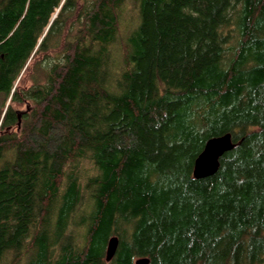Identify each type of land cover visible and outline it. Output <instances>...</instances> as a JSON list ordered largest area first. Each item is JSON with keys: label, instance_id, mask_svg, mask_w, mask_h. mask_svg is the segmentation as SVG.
<instances>
[{"label": "trees", "instance_id": "16d2710c", "mask_svg": "<svg viewBox=\"0 0 264 264\" xmlns=\"http://www.w3.org/2000/svg\"><path fill=\"white\" fill-rule=\"evenodd\" d=\"M0 96V264H264V0H0Z\"/></svg>", "mask_w": 264, "mask_h": 264}, {"label": "water", "instance_id": "95a60500", "mask_svg": "<svg viewBox=\"0 0 264 264\" xmlns=\"http://www.w3.org/2000/svg\"><path fill=\"white\" fill-rule=\"evenodd\" d=\"M235 146L230 133L213 136L207 139L202 151L194 160L193 176L197 179L213 175L219 166V158ZM118 246V237L111 236L105 249V261L109 262L115 255ZM149 258L138 257L134 264H148Z\"/></svg>", "mask_w": 264, "mask_h": 264}, {"label": "rangeland", "instance_id": "374dc122", "mask_svg": "<svg viewBox=\"0 0 264 264\" xmlns=\"http://www.w3.org/2000/svg\"><path fill=\"white\" fill-rule=\"evenodd\" d=\"M137 8L134 6L132 2H127L124 11H123V19H122V25L124 28H128V25H133L136 23L138 19V14H137ZM122 26V28H123ZM123 30V29H122ZM33 63V60L29 61L28 66H31ZM29 74L28 72H24L21 76V78L16 82V86L18 88H26L30 86V81L28 80L27 75ZM4 99L2 96H0V112L3 110V104L5 106L9 103V99L6 100V103H4ZM30 103L27 100H22L19 103H12V107L16 110L19 111H24L30 108ZM106 262V261H105ZM107 263V262H106Z\"/></svg>", "mask_w": 264, "mask_h": 264}]
</instances>
